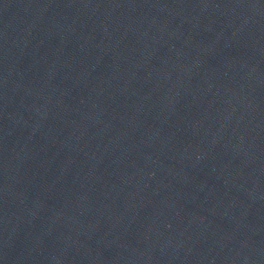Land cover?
Masks as SVG:
<instances>
[{
	"label": "water",
	"instance_id": "water-1",
	"mask_svg": "<svg viewBox=\"0 0 264 264\" xmlns=\"http://www.w3.org/2000/svg\"><path fill=\"white\" fill-rule=\"evenodd\" d=\"M0 264H264V0H0Z\"/></svg>",
	"mask_w": 264,
	"mask_h": 264
}]
</instances>
